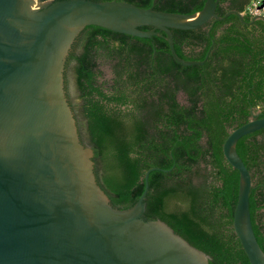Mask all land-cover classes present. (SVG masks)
Returning <instances> with one entry per match:
<instances>
[{
	"label": "trees",
	"instance_id": "16d2710c",
	"mask_svg": "<svg viewBox=\"0 0 264 264\" xmlns=\"http://www.w3.org/2000/svg\"><path fill=\"white\" fill-rule=\"evenodd\" d=\"M121 1L191 14L206 0ZM250 1L218 0L215 12H244ZM253 17L230 13L197 28H172L177 54L206 58L203 64L177 62L164 30L139 37L98 25L80 30L65 61L78 92V135L93 149L96 181L111 204L132 207L145 171L168 169L149 173L143 218L166 222L209 264H250L233 228L240 173L223 142L252 111L264 116V19ZM102 58L112 65L110 82L102 80ZM236 150L251 172L250 216L264 252V127L239 138Z\"/></svg>",
	"mask_w": 264,
	"mask_h": 264
},
{
	"label": "water",
	"instance_id": "95a60500",
	"mask_svg": "<svg viewBox=\"0 0 264 264\" xmlns=\"http://www.w3.org/2000/svg\"><path fill=\"white\" fill-rule=\"evenodd\" d=\"M218 0L195 13L157 10L121 0H0V264H209V256L160 219L145 220V188L130 208L114 207L96 181L93 149L81 142L64 89L65 61L86 25L150 37L193 29L216 14ZM264 15H255L253 19ZM151 25V29H140ZM207 57V56H206ZM230 130L226 160L240 173L233 228L250 260L264 264L254 234L251 172L236 150L242 136L264 127V116Z\"/></svg>",
	"mask_w": 264,
	"mask_h": 264
},
{
	"label": "rangeland",
	"instance_id": "374dc122",
	"mask_svg": "<svg viewBox=\"0 0 264 264\" xmlns=\"http://www.w3.org/2000/svg\"><path fill=\"white\" fill-rule=\"evenodd\" d=\"M99 68L102 71V80L110 82L113 78V71H112V65L108 60H105L104 58L99 60ZM64 89L65 93L69 96V99L71 100L73 106L75 109L77 108V105L79 103L78 98V92L75 86V81L73 77L72 70L70 66H68L64 72ZM179 100L181 102H185V97L183 96V93H179Z\"/></svg>",
	"mask_w": 264,
	"mask_h": 264
},
{
	"label": "built area",
	"instance_id": "2783aa9c",
	"mask_svg": "<svg viewBox=\"0 0 264 264\" xmlns=\"http://www.w3.org/2000/svg\"><path fill=\"white\" fill-rule=\"evenodd\" d=\"M244 12L253 16L264 15V0H251Z\"/></svg>",
	"mask_w": 264,
	"mask_h": 264
},
{
	"label": "flooded vegetation",
	"instance_id": "af4514ba",
	"mask_svg": "<svg viewBox=\"0 0 264 264\" xmlns=\"http://www.w3.org/2000/svg\"><path fill=\"white\" fill-rule=\"evenodd\" d=\"M41 1H54V0H41ZM64 73H66V71L64 72ZM65 77V76H64ZM180 93H183V92H180ZM183 96L185 97V102H181L180 100H179V93H178V100L181 102V103H186V95L183 93ZM66 97H67V100H68V102H69V105H70V107H71V109H72V111H73V114H75L74 113V109H73V104H72V102H71V100L69 99V96L66 94ZM258 111V110H257ZM256 111V112H257ZM76 120V119H75ZM76 123H77V120H76Z\"/></svg>",
	"mask_w": 264,
	"mask_h": 264
}]
</instances>
